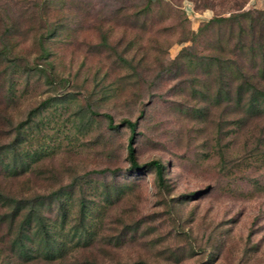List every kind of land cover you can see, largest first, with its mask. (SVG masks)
<instances>
[{
    "label": "rangeland",
    "instance_id": "374dc122",
    "mask_svg": "<svg viewBox=\"0 0 264 264\" xmlns=\"http://www.w3.org/2000/svg\"><path fill=\"white\" fill-rule=\"evenodd\" d=\"M242 8L264 0L220 14ZM213 14L190 0H0V190L58 194L37 203L54 256L37 224L24 253L0 219V264H264V99L235 93L227 24L198 30ZM129 133L138 164L161 161L160 183L129 168Z\"/></svg>",
    "mask_w": 264,
    "mask_h": 264
},
{
    "label": "trees",
    "instance_id": "16d2710c",
    "mask_svg": "<svg viewBox=\"0 0 264 264\" xmlns=\"http://www.w3.org/2000/svg\"><path fill=\"white\" fill-rule=\"evenodd\" d=\"M159 0H142V7L148 9L153 2L157 3ZM192 2V9L209 8L213 16L204 21L198 30L207 26H220L227 24L226 40L230 42V50L237 49L238 54L228 56L223 59L225 64L232 67L229 68L230 81H236L234 91L238 95L242 91H246L247 101L252 105L257 99H264V8H246L241 9L237 14L221 15V9L225 7L239 8L244 5L246 0H190ZM220 14V15H219ZM195 33V32H193ZM40 50L45 53L44 48L40 45ZM186 50V49H184ZM219 62V59H217ZM248 105V106H249ZM103 114L108 118V124L111 128L116 126L111 125V116L106 112ZM127 123L130 130L134 127V121L128 118L123 119ZM132 132V131H131ZM131 133L126 136L124 149L129 160V168H147L153 170L154 177L157 183L161 181L162 163L158 159H151L144 164H138L135 160L134 150L131 145ZM57 194V190L51 191L47 194L35 193L32 195H20L15 197L13 195H6L0 190V219L6 220L8 230L13 223L16 225V233L12 238V242L17 245L20 252H24L25 242L27 238V231L32 226L39 227L40 238L43 242L44 256L52 258L53 230L47 227L46 222L40 215L38 202L41 198L51 197ZM40 203V202H39ZM80 213L83 212L81 207ZM33 223V224H32ZM9 232V231H8ZM26 253V252H24Z\"/></svg>",
    "mask_w": 264,
    "mask_h": 264
},
{
    "label": "built area",
    "instance_id": "2783aa9c",
    "mask_svg": "<svg viewBox=\"0 0 264 264\" xmlns=\"http://www.w3.org/2000/svg\"><path fill=\"white\" fill-rule=\"evenodd\" d=\"M185 8V7H184Z\"/></svg>",
    "mask_w": 264,
    "mask_h": 264
}]
</instances>
